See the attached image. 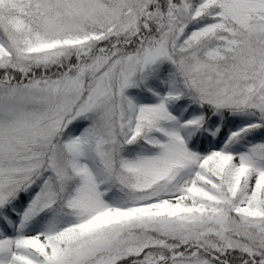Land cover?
<instances>
[{"label": "snow or ice", "instance_id": "obj_1", "mask_svg": "<svg viewBox=\"0 0 264 264\" xmlns=\"http://www.w3.org/2000/svg\"><path fill=\"white\" fill-rule=\"evenodd\" d=\"M0 264H264V0H0Z\"/></svg>", "mask_w": 264, "mask_h": 264}]
</instances>
